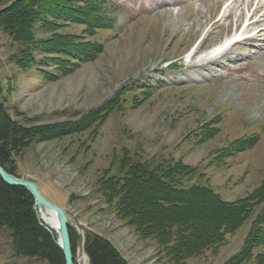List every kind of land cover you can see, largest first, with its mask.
<instances>
[{"label": "rangeland", "instance_id": "obj_1", "mask_svg": "<svg viewBox=\"0 0 264 264\" xmlns=\"http://www.w3.org/2000/svg\"><path fill=\"white\" fill-rule=\"evenodd\" d=\"M12 1L0 0V9ZM111 1L120 6L116 24L94 37L103 51L52 79L41 69L53 68L41 62L53 52L38 44L35 61L26 66L22 44L0 29V83L13 120L33 132L42 126L80 127L54 139L34 134L15 154L17 174L36 181L43 196L67 210L78 235L75 264L86 253L87 231L108 238L130 264H225L243 246L251 220L217 249L177 261L158 238L129 222L115 193L103 184L122 176L120 161L130 156L156 164L182 159L197 168L188 185L208 183L228 201L259 187L264 181V38L257 46L239 45L231 58L211 68H193L194 63L186 66L189 52L220 43L239 28L235 21L243 3L214 24L232 0H163L176 3L167 7L173 14L181 12L176 24L161 12L160 0ZM84 29L72 23L55 32L82 35ZM52 33L44 24L36 37L48 39ZM249 137L258 138L254 146L230 148ZM253 254L244 264H264L255 259L264 254V240ZM0 264L50 263L17 255L10 232L2 230Z\"/></svg>", "mask_w": 264, "mask_h": 264}, {"label": "trees", "instance_id": "obj_2", "mask_svg": "<svg viewBox=\"0 0 264 264\" xmlns=\"http://www.w3.org/2000/svg\"><path fill=\"white\" fill-rule=\"evenodd\" d=\"M119 8L111 0H14L0 9V29L22 44L26 66L35 61L33 52L38 44L53 52V56L41 62L53 68L41 69L46 78L52 79L58 73H66L98 57L103 51V43L94 37L99 30L115 26ZM72 23L84 25V33L55 32ZM44 24L54 33L48 39L39 40L37 28ZM79 128L42 126L35 133L31 127L20 125L5 109L0 83V164L9 173L18 176L15 154L27 146L34 134H40L45 140L54 139ZM257 140V137L241 139L230 148L241 151L254 146ZM196 171V167L182 159L156 164L129 156L120 161L122 176L108 178L103 185L115 193L119 208L129 222L147 235L158 238L166 246L168 255L177 261L217 249L226 241L227 235L251 220L243 246L225 263L244 264L264 240V181L245 198L228 201L208 183L188 185L187 181L196 175ZM261 205L263 208L258 212ZM2 230L10 232L17 255L38 257L50 264H65L56 237L38 219L31 192L23 186L7 183L0 175ZM70 235L75 253L78 235L72 226ZM84 248L89 264H130L108 238L95 232H86ZM255 259L257 263H264V254Z\"/></svg>", "mask_w": 264, "mask_h": 264}, {"label": "bare ground", "instance_id": "obj_3", "mask_svg": "<svg viewBox=\"0 0 264 264\" xmlns=\"http://www.w3.org/2000/svg\"><path fill=\"white\" fill-rule=\"evenodd\" d=\"M220 2L221 1L218 0L217 4H219ZM228 3L229 5L227 6V8L225 7L227 12L224 13L219 19V21L215 22L214 24L219 23L220 20L222 21V20H226L227 18H229L233 13L232 9L236 7L239 8L238 5L240 3H243L244 8H242L241 11L238 9L240 14L238 17H236L235 24L239 27L238 29L243 30L242 34H246V35L243 37V39H240L234 44H232L231 47L226 52H224L220 57L207 58V59L203 58L199 62H193L194 63L193 68H198V69H207L208 67L211 68V66H213L214 64H220L223 61V59L227 57L231 58L232 54L236 52V49H238L239 45L245 46L246 44L250 43V44L257 46L259 42L264 38V0H232V1H229ZM173 4H176V3L175 2L165 3L163 2V0H160L158 2L159 8L162 9L161 12L165 13V15L170 18L169 19L170 23L174 21L173 19L175 18L179 19L181 16L180 11H177L175 12V14H173L172 13L173 11H171L170 8H167L168 6L171 7V5ZM246 10H247V14H246V17H244L245 19H243V16ZM178 21L179 20L177 21L175 20L174 22L178 24ZM253 52L256 54L259 51L254 50ZM262 54H264V52ZM236 57H237V60L241 59V56L239 55H237ZM41 217L50 227H52L55 230L57 234H59L58 216L53 210L48 209V208L46 209L43 208L41 210ZM80 254L81 255L79 256V260H78L79 264H89V258L87 254L85 252H82Z\"/></svg>", "mask_w": 264, "mask_h": 264}, {"label": "water", "instance_id": "obj_4", "mask_svg": "<svg viewBox=\"0 0 264 264\" xmlns=\"http://www.w3.org/2000/svg\"><path fill=\"white\" fill-rule=\"evenodd\" d=\"M0 175L1 177L11 185H18L27 188L35 199V209L37 212L38 219L40 223L47 228L53 236L56 237L57 244L61 247L64 257L65 264H75L74 253L71 242L70 227L73 224L68 219V212L65 208L57 205L56 203L48 200L43 196L41 189L36 181L29 178H23L9 173L1 164H0ZM43 208H48L53 210L58 216V232L50 227L41 217V210Z\"/></svg>", "mask_w": 264, "mask_h": 264}]
</instances>
